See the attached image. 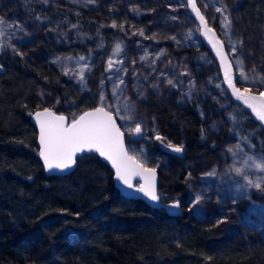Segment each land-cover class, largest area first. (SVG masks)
<instances>
[{
  "label": "rangeland",
  "instance_id": "1",
  "mask_svg": "<svg viewBox=\"0 0 264 264\" xmlns=\"http://www.w3.org/2000/svg\"><path fill=\"white\" fill-rule=\"evenodd\" d=\"M49 1L92 14L104 37H82L79 49L71 48L60 39L48 38L54 23L30 18L16 0H0L2 42L21 61L43 64L48 71L46 85L33 89L36 106L55 109L59 97L52 87L64 88L69 118L73 116L69 109L77 111L76 104L84 101L112 112L125 133L132 134L130 129L139 123L142 139L128 140L127 150L144 166L157 170L161 200L178 201L198 225H223L233 240L256 250L255 264H264V170L253 163L264 162V152L231 134L230 122L219 115L218 105L229 102L230 97L225 88L201 76L213 57L201 41L186 0ZM259 1L263 13L255 25L259 36L256 54L236 0H197L226 45L239 86L256 92L264 91V85L251 81L254 75L264 77V0ZM225 6L224 12L216 11ZM225 16L230 21L226 28L222 26ZM118 44L120 52L116 53ZM81 56L85 59L80 60ZM241 69L249 81L240 77ZM190 104H204L202 128L211 152L186 155L184 150L175 158L168 145L184 148V133L191 120L183 118L182 112ZM128 116L132 119H122ZM157 134L162 140L155 138ZM172 158L181 161L177 162L181 173L175 171ZM213 171L214 175H208ZM256 183L261 184L260 189ZM196 197H201L199 203H195Z\"/></svg>",
  "mask_w": 264,
  "mask_h": 264
},
{
  "label": "trees",
  "instance_id": "2",
  "mask_svg": "<svg viewBox=\"0 0 264 264\" xmlns=\"http://www.w3.org/2000/svg\"><path fill=\"white\" fill-rule=\"evenodd\" d=\"M236 2L257 54L255 25L263 5L259 0ZM16 3L30 18L54 23L48 38L71 48L79 49L82 37H104L90 13L49 0ZM214 61L201 76L224 88ZM47 78L43 64L21 61L0 37V264H255L256 250L233 240L223 225H198L184 208L182 215L170 216L122 196L111 169L94 154L78 158L67 175H47L30 121L38 108L33 89L46 85ZM52 88L59 97L54 110L68 116L66 90ZM95 106L83 101L76 104L77 111L68 112L75 116ZM218 106L219 115L230 122L229 132L264 152L263 127L231 99ZM203 108L190 104L182 112L191 120L184 133L186 155L211 152L202 128ZM175 158V171L181 173V161Z\"/></svg>",
  "mask_w": 264,
  "mask_h": 264
},
{
  "label": "snow or ice",
  "instance_id": "3",
  "mask_svg": "<svg viewBox=\"0 0 264 264\" xmlns=\"http://www.w3.org/2000/svg\"><path fill=\"white\" fill-rule=\"evenodd\" d=\"M188 3L191 5L193 11H195L197 17L201 20V23L207 28L204 16L201 15L194 0H188ZM205 7H207V5H205ZM225 10L226 6L225 8H216L217 12H224ZM173 19H175V17H173ZM3 22V18L0 17V23ZM229 24L230 21L227 16H225L224 21H222V26L226 28ZM113 27H115V25H113ZM140 35H143V31L140 32ZM216 44H219V41H217ZM216 44L213 45L214 48ZM115 52H120L119 44L116 46ZM217 55L220 57L222 64L226 62V56L222 48H217ZM79 59L84 60L85 57L81 56ZM143 59H145V57H141V60ZM242 63V61L237 60L238 65H242ZM108 67L109 69L112 67L111 59L109 60ZM252 71L255 72V69ZM225 77L229 87L233 89V94L236 95L238 99L243 100L245 104L252 108L257 117L261 121H264V91H261L259 96L252 95L249 88H245L243 91L236 88L227 70L225 72ZM240 77L244 81H249L250 79L242 69L240 71ZM80 79L83 80V74H81ZM251 81L253 84L259 83L260 85H264V77L259 75L251 77ZM120 83L123 84L122 79ZM168 84L175 87L172 80H168ZM113 93L115 94V88L113 89ZM100 99L103 102L105 98L101 95ZM254 101L260 102L259 108L253 103ZM35 116L40 126V156L43 158L47 170H52L54 168L64 170L70 168L72 164L75 163L74 157L77 153L95 149L101 156L112 161L113 166L116 168L118 180L122 181L124 185H127L129 189L133 187L131 177L138 175L144 179L145 183L136 188L135 191L143 193L144 196H147L152 201L159 200L160 197L156 192L155 186V169L145 167L144 164L138 162L135 157L128 155L122 141L123 133L120 132V129L113 120L112 114L106 111L105 107L101 106L93 111L85 112L80 115L79 118L73 119L70 123H65L64 116H56L47 108L43 111L36 112ZM122 119L131 120L132 117H122ZM130 132L142 134L141 125L137 123L133 129H130ZM155 138L157 140H162L159 134H157ZM168 146L174 147L171 144ZM237 147H239V145H237ZM174 151L180 152L182 148L174 147ZM228 151L232 152V149L229 148ZM248 159L253 161V157H248ZM253 163L254 167L257 169L264 170V162L258 163L253 161ZM236 171L239 172L240 170L237 169ZM214 174L215 171L208 175ZM244 179L247 180L248 178L245 176ZM248 183L250 185L252 184L251 181H248ZM254 186L257 189L261 188L260 183H256ZM200 199L201 197H196L195 203H199ZM172 207L178 208L179 202H175Z\"/></svg>",
  "mask_w": 264,
  "mask_h": 264
},
{
  "label": "water",
  "instance_id": "4",
  "mask_svg": "<svg viewBox=\"0 0 264 264\" xmlns=\"http://www.w3.org/2000/svg\"><path fill=\"white\" fill-rule=\"evenodd\" d=\"M194 2L196 4L197 8L200 10L201 15L204 16V20L206 22L207 28H205V25L201 23V20L199 19V17H197L195 11H193L191 5L188 3V0H186L187 10H188L191 18L194 20V22L196 23L197 27L199 28L200 38H201L202 43L208 49V51L210 52V54L212 55L213 59L216 61L217 65L219 67L222 83H223V86H224L225 90L227 91L230 99L233 102H235L238 105H240L241 107H243L253 117V119L255 121H257L264 129V121H261L257 117L256 113L253 112L252 108H250L247 104H245L243 100L238 99L237 96L233 94V89L231 87H229V84H228V82L226 80V77H225L226 70H227L228 74L232 77V80H233V83L235 84V87L239 88L241 91L244 90V88H242L238 84L235 68H234L232 60H231V58L229 56V53H228V51L226 49V45H225L223 39L220 37V35L217 32V30L208 22V20L206 19L205 15L201 11L200 7L198 6L197 0H194ZM208 30H210V31H208ZM217 41H219V44H216ZM214 44H216L215 48L213 47ZM217 48H222V50H223V52H224V54L226 56V62L223 63V64L221 63L220 57L217 55ZM250 92H251L252 95H255V96H259V94H260V92H256V91H252V90H250ZM253 103H255L258 108L260 107V102L259 101H254ZM97 107H101V106H95V107H91V108L85 109V110L81 111L79 114L75 115L73 118H69L67 115H65L63 113H58L54 109L49 108V107L37 108V109H35V111L32 112V114L30 115V121L34 125V127L36 129V132H37L36 142H37V146H38L39 159H40V162L42 164V167H43L45 173L47 175H67V174L71 173L75 169L78 158H80V157H82L84 155L94 154V155L98 156L103 162H105L109 166V168L111 169V171L113 173V181H114L115 188L117 189V191L122 196H124L126 198H129V199H140V200L144 201L151 208L163 209L170 216H180V215H182L184 210H183V208H182V206L180 204H179L178 208L177 207H172V205L175 203L173 201L166 202V201L161 200V198H159L158 201H152L147 196H144L143 193L136 192L135 189L138 188L140 185L145 183L144 179H142L138 175H135V176L131 177V183H132L133 187L131 189H129L127 187V185H124L122 181L118 180L117 175H116V168L113 166L112 161L107 159L104 156H101L99 154V152L95 151V149L90 150V151L89 150H85V152H83V153H77L76 156L74 157L75 163L72 164V166L70 168H67V169H64V170H59V169H55V168L52 169V170H47L45 168L43 158L40 156V151H41L40 126H39V123H38V121L36 119L35 113L39 112V111H43L45 108H47L52 113H54L56 116H64L65 117V123H70L73 119L79 118V116L82 115L83 113L93 111ZM105 110L109 111L107 109H105ZM110 113L112 114V117H113V120L115 121L116 126L120 129V132L123 133L122 141H123V145H124L125 151L128 153L129 156H132L127 150V141L128 140H141L142 139V134H136L134 132L132 134L125 133L121 129V127H120L115 115L112 112H110ZM181 148H182V151H180V152L174 151V147L172 148V151L176 155L181 156L183 151H184V148L183 147H181ZM147 168H150V167H147ZM159 182H160L159 173L157 172V170H155V186H156L157 194H158Z\"/></svg>",
  "mask_w": 264,
  "mask_h": 264
},
{
  "label": "bare ground",
  "instance_id": "5",
  "mask_svg": "<svg viewBox=\"0 0 264 264\" xmlns=\"http://www.w3.org/2000/svg\"><path fill=\"white\" fill-rule=\"evenodd\" d=\"M215 62V61H214ZM210 99V98H209ZM257 123V122H256ZM245 141V140H244ZM243 142V141H242ZM230 144V143H229ZM176 156V155H175Z\"/></svg>",
  "mask_w": 264,
  "mask_h": 264
},
{
  "label": "flooded vegetation",
  "instance_id": "6",
  "mask_svg": "<svg viewBox=\"0 0 264 264\" xmlns=\"http://www.w3.org/2000/svg\"><path fill=\"white\" fill-rule=\"evenodd\" d=\"M184 150H185V144H184Z\"/></svg>",
  "mask_w": 264,
  "mask_h": 264
}]
</instances>
